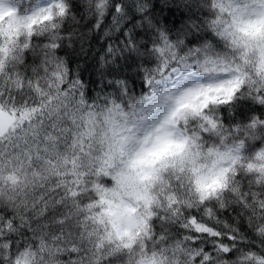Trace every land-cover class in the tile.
Returning <instances> with one entry per match:
<instances>
[{
  "label": "snow or ice",
  "instance_id": "6c2138e0",
  "mask_svg": "<svg viewBox=\"0 0 264 264\" xmlns=\"http://www.w3.org/2000/svg\"><path fill=\"white\" fill-rule=\"evenodd\" d=\"M109 2L87 0L94 28ZM72 7L0 0V21L9 16L0 23V264L20 249L33 264H120L125 254L133 264L138 242L137 264H236L238 254L240 264H264V163L246 162L250 153L264 162V134L252 131L264 133V111L233 125L218 146L207 143L220 129L214 106L231 109L238 98L264 106V88L246 71L264 76V0H211L208 25L226 42L221 52L181 54L161 31L158 63L144 77L149 92L135 103L126 89L90 101L72 76L59 54L76 34ZM132 33L125 47L135 46ZM191 147L215 154L210 173L189 169L195 178H186L181 167L153 197Z\"/></svg>",
  "mask_w": 264,
  "mask_h": 264
},
{
  "label": "trees",
  "instance_id": "16d2710c",
  "mask_svg": "<svg viewBox=\"0 0 264 264\" xmlns=\"http://www.w3.org/2000/svg\"><path fill=\"white\" fill-rule=\"evenodd\" d=\"M117 2L121 4L120 12L114 10ZM72 3V12L79 18V24L73 26L76 34L65 41L59 54L67 59L72 76L83 82L90 101L115 95L120 89L136 97L147 94L149 87L144 77L158 63L154 45L160 43L161 31L181 54L196 48L212 54L226 48V42L208 25L215 11L208 6L210 0H110L99 29L93 27L97 13L87 3L83 0H72ZM141 3L147 4L143 11L138 7ZM130 28L135 35V46L125 47L124 33ZM110 44L120 50L108 52ZM218 107L220 119L230 128L247 122L252 112L264 111V106L250 98H238L231 109L228 105ZM106 179L108 184L112 183L110 178Z\"/></svg>",
  "mask_w": 264,
  "mask_h": 264
},
{
  "label": "clouds",
  "instance_id": "9594fccd",
  "mask_svg": "<svg viewBox=\"0 0 264 264\" xmlns=\"http://www.w3.org/2000/svg\"><path fill=\"white\" fill-rule=\"evenodd\" d=\"M83 2L87 3V0H83ZM98 2H99V0H94V3H98ZM208 6L211 8V0H210V3ZM6 7L7 6L5 5V8ZM214 14H215V11H214ZM214 14L212 16H214ZM68 22H69L70 26L78 25L79 24V18L75 17V20L69 19ZM0 23H3V24L9 23V16L5 15L3 21H0ZM249 60H250V63L252 65H255V63L257 61V56L253 53L249 56ZM246 71L250 74L252 80L256 81V86L264 88V76H258L254 66L247 68ZM249 87H251V85H249ZM129 99H130V102L135 103L139 99V97L131 96V97H129ZM214 115L216 116L218 123L220 124V129L218 130V133H214V135H216V140L211 141V142H207L210 146L213 144L218 146L220 141L223 138L232 136V133L230 131V127L228 125H225L222 122V120L220 119V112H219L218 106H214ZM188 118L192 119L190 112L188 114ZM246 123L247 122H243V123H239V124H241V127L243 128L246 126ZM252 131H255L257 135L264 134V133H260L256 130H252ZM257 151H259V150H257ZM248 155H249L250 159L246 162L253 164L254 167H259V166H261L262 163H264L257 157L256 153H250ZM215 159H216L215 154L213 153V155H209L207 147H205L201 150H198L196 147H191L189 150H186L184 152L182 157H177L175 160L171 161V163L176 165V169L174 170L172 168H169L168 173L163 175L162 182L158 181L155 184V187L151 188L152 196L156 197L157 195L163 194V190L166 187V185L168 184L170 176L174 171H179V169L181 167H183L185 169L184 176L186 178H193V179L195 177H192L190 175V173L188 171L189 169H195L197 175H208L210 173L212 167H213ZM148 171L151 172L150 169ZM248 174L250 176H253V177L258 175V173H256V172H252V173H248ZM106 187L113 188L114 184H108V185H106ZM150 187H151V185H150ZM136 188H137V185L133 181L128 185L127 191L128 192H134L136 190ZM125 194H127V192ZM142 214H143V209L141 208L138 215H142ZM123 223H124L125 227L131 226L128 217L124 218ZM141 244H142V242H138L137 247L133 249V256L131 258L133 264H137V262L141 260V255H140ZM28 251H29L28 249H20L18 252L14 253L11 256V264H16L17 260H19V264H33V262L36 260V258L32 257L30 255V253L28 255L24 254ZM151 253H152V249L149 248L148 252H147L146 259L151 258ZM239 255L240 254H238V256ZM259 255H264V253H259ZM238 256H234L232 258V260L235 261L236 264H240V261L238 260ZM128 259H129L128 255L125 254L124 259L120 262V264H128ZM43 264H56V262L51 260V259H45Z\"/></svg>",
  "mask_w": 264,
  "mask_h": 264
},
{
  "label": "rangeland",
  "instance_id": "374dc122",
  "mask_svg": "<svg viewBox=\"0 0 264 264\" xmlns=\"http://www.w3.org/2000/svg\"><path fill=\"white\" fill-rule=\"evenodd\" d=\"M7 3H9V4H13V5H14V3H13L12 0H7Z\"/></svg>",
  "mask_w": 264,
  "mask_h": 264
}]
</instances>
